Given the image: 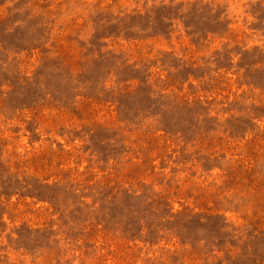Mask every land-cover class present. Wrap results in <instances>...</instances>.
Returning a JSON list of instances; mask_svg holds the SVG:
<instances>
[{
	"label": "rangeland",
	"instance_id": "obj_1",
	"mask_svg": "<svg viewBox=\"0 0 264 264\" xmlns=\"http://www.w3.org/2000/svg\"><path fill=\"white\" fill-rule=\"evenodd\" d=\"M0 264H264V0H0Z\"/></svg>",
	"mask_w": 264,
	"mask_h": 264
}]
</instances>
